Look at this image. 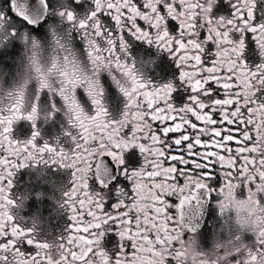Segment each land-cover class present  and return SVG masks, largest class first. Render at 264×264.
I'll list each match as a JSON object with an SVG mask.
<instances>
[{"label": "snow or ice", "instance_id": "obj_1", "mask_svg": "<svg viewBox=\"0 0 264 264\" xmlns=\"http://www.w3.org/2000/svg\"><path fill=\"white\" fill-rule=\"evenodd\" d=\"M9 2L20 20L0 10V51L13 53L14 64L22 48L37 43L32 33L47 38L48 25L53 35L61 29L67 39L79 42L89 56L95 52L107 59L109 66L112 62L124 65L131 79L130 87H125L118 78L122 73L112 68L107 74L112 86L126 98L114 111L105 103L103 82L99 98L85 88L86 99H82L79 88L75 89L82 102L78 107L90 126L85 127L78 117L74 121L73 114L68 113L67 127L62 129L65 143H60V138L53 141L41 136L39 120L34 118L37 105L31 104L36 97L43 105V120L48 121L49 108L55 117L60 116L56 106L61 104V97L67 100L63 92L49 105L48 91L40 93L31 88V112L21 113L15 104L11 111L0 108V264H125L121 249L126 251L128 245L152 257L159 255L156 264H209L212 256V264H226L215 251L194 253L188 259L186 248L195 244L198 225L189 228L174 222L161 205L165 191L182 193L192 185L191 195L180 198L183 204L200 189L223 194L233 187L234 180L238 182L236 195L247 192L249 198H258L257 203L264 202V0H39L41 9L32 13L28 0ZM136 42L142 45L134 50ZM143 45H155L168 53L170 62L177 66L171 79L153 83L131 71L128 60L134 61V53L145 51ZM209 60L210 66L202 70ZM13 62L0 65V78ZM225 68L231 77L216 75ZM167 70L165 65L163 73ZM230 79L241 90L235 95ZM44 83L41 80V87ZM189 108L198 114L189 113L190 124L182 115ZM21 116L30 122L31 131L18 139L13 128ZM145 120L161 122V127L154 129L156 135L148 133L150 141L138 135L146 127ZM170 120L176 122L164 126ZM189 125L191 132L185 130ZM165 144L166 155L161 156L159 150ZM173 145L190 154L191 160L184 155H167L174 150ZM105 152L112 163L96 160L95 179L90 185L89 161ZM45 156L47 163L69 171L63 203L70 223L67 235L54 245L36 239L32 228L11 223L9 215L13 201L7 190L12 185V170ZM161 160L174 167L163 168ZM177 162L199 170L200 176L193 179L185 174L183 185L161 183L155 188L148 183L152 192L142 195V182L155 180L156 168H162L163 173H181ZM97 186L99 191H93ZM229 236L231 254L220 249L227 261L250 264L260 260L264 264V229L251 234L235 230ZM197 255H208L209 260H197Z\"/></svg>", "mask_w": 264, "mask_h": 264}, {"label": "flooded vegetation", "instance_id": "obj_2", "mask_svg": "<svg viewBox=\"0 0 264 264\" xmlns=\"http://www.w3.org/2000/svg\"><path fill=\"white\" fill-rule=\"evenodd\" d=\"M218 2V0H217ZM230 0H225V3H229ZM9 0H0V10H4L8 13L9 17H15L9 9ZM198 12V9L195 10ZM259 14L260 9L256 10ZM226 15V13H225ZM19 22L20 18L15 17ZM142 23V22H141ZM142 42H136L133 45V49L140 47ZM77 46L79 42H77ZM145 51L134 53V63L137 69L142 73V79L148 80L153 83L164 79H171L175 74L174 63L170 62L171 57L165 50L158 48L153 45H143ZM13 53L0 51V65L6 64V62H13L14 58H11ZM234 58V57H233ZM215 59V56H213ZM209 65H202V70L210 66L211 61H207ZM14 65V62H13ZM161 65V67H160ZM165 65H167L168 70L164 72ZM223 67V65H218ZM118 73V72H116ZM206 74V73H205ZM102 82L105 85V103L108 104L110 110H115L120 103H124L126 98L122 96L121 93L111 84V80L108 79L107 74H102ZM216 75L224 77H231L232 73L225 68L223 72L217 71ZM233 88L234 95L239 93L240 88H236V81H228ZM189 91H191L189 89ZM79 95L82 99H86L81 89L78 90ZM187 96H185V100ZM162 106V105H161ZM179 107V105H177ZM189 113L192 115H198L194 109L189 108L186 113H183L185 123L190 124ZM193 122L195 117H190ZM176 120H170L164 124L167 126L169 123H175ZM198 123V122H197ZM41 136L48 140L55 141L56 138H60V143H65L64 137L62 136V129L67 127L66 121L61 116L55 117L51 121L45 122L44 120H39ZM146 127L143 133L138 134L141 137H147L148 141L151 140V136L148 135L149 132L152 135H156L154 129H159L161 127V122L159 121H144ZM179 124V121H177ZM226 127V126H225ZM187 131L191 132L190 125L186 126ZM31 125L30 122L24 120L23 117L18 118L14 122L13 133L18 139L25 138L26 135L30 134ZM123 131V129H122ZM176 135H182L179 130H174ZM171 139V135H169ZM194 139V136H193ZM42 143L43 140L41 139ZM237 145L232 144L235 148ZM168 145L165 144L163 149L159 150L161 156L166 155L165 149ZM173 151L167 153V155H184L186 159L191 160V155L184 152L182 148H176L174 145ZM183 147H186L184 145ZM0 154H3L0 152ZM145 155H149L145 153ZM18 160V158H16ZM48 157L45 156L43 160L32 163L31 161L25 163L21 168H14L12 170V185L7 190L9 198L13 201L9 205V215L12 216L11 223L20 224L23 227L32 228L33 235L36 239L41 242H48L50 245H54L61 242V238L67 235L68 225L70 223V214L67 211V207L64 205L63 201L65 197L63 195L64 191L67 190L69 186V171L66 168H62L56 164L47 163ZM151 159V157H150ZM101 160L106 164L112 163V158L104 154L95 155L92 160L89 161L90 171L88 173L87 179L89 184L95 179V161ZM163 168L174 167V165H169L171 162L159 161ZM178 168L182 169L176 173H163L162 168H156L153 175H157L155 180H148L147 183L142 182V195H147L152 192V189L147 188V184H153V187L158 188L161 183L172 184V185H183L185 181V174L187 176H192L193 179L200 176L199 170H194L191 166H184L182 163L177 162ZM148 171H152L151 168ZM195 174L193 175V173ZM145 176L148 173H144ZM107 183V181H106ZM97 185L99 182L97 181ZM218 187V184L216 185ZM192 185L188 186L182 193H177L173 191H165L163 193L164 203L161 205L172 217L174 222L178 224L187 225L190 227H196L195 232V244L194 246L198 249H209L211 247L212 239L218 234V229L216 226L219 224V216L217 215V207L215 201L221 198V193L219 190L213 193H207L203 189L197 190L195 196L188 200L187 202L180 204V198L182 195H191ZM93 191H99L97 186ZM159 191V189H157ZM39 193V195H37ZM154 194V193H153ZM135 195V193H133ZM131 199V198H130ZM114 202V201H113ZM177 205H180L177 207ZM125 211H133L135 209L125 208ZM223 235V233H219ZM67 246V245H66ZM108 247V245H105ZM30 250V248L28 249ZM122 256L121 259L124 260L125 264H129L130 261L134 259L135 256H151L149 252H141L139 247L127 246V250L121 249ZM4 255H10L9 253H4ZM141 264H147L146 261H142Z\"/></svg>", "mask_w": 264, "mask_h": 264}, {"label": "clouds", "instance_id": "obj_3", "mask_svg": "<svg viewBox=\"0 0 264 264\" xmlns=\"http://www.w3.org/2000/svg\"><path fill=\"white\" fill-rule=\"evenodd\" d=\"M56 14L59 18V11ZM64 20L66 22V17ZM52 23L49 21V24ZM45 31L47 32V38L37 36L35 33L31 34L36 37L37 43L35 46L30 42L26 50L22 48L18 53L16 63L9 72H6L0 78V108L11 111L12 105L15 104L18 105L17 111L21 113L31 112L32 109L29 106L31 88H36L40 93L48 91L49 105L55 102L56 97H61V92H63V96H66L67 100L61 97V104L56 106V111L61 113L65 121L69 119L67 114L72 113L74 121L78 117L85 127H89V121L85 118L84 113L80 111L82 102L79 100L78 95H75V89L79 88L84 91L87 88L93 96L99 98L102 86L101 74H109L111 69L115 68L116 72L122 73L118 78L125 87H130L131 77L128 71H125L124 65L118 66L115 62H112L109 66V61L103 57H98L95 52L89 56L83 47L77 46L75 40L67 39V35L61 29H56V35H53V28L46 25ZM128 63L132 64L131 71H135L137 76L142 79V73L137 69L134 61L129 59ZM25 80H27V83H25ZM41 80L45 82L43 87H41ZM49 89L51 90L49 91ZM53 92L56 93L55 97L52 95ZM31 104L37 105L34 118L43 120V105L38 103L36 97H32ZM53 119H55V111L49 108L48 121ZM232 183L233 187L226 188L221 198L215 201L219 224L216 226L218 234L213 237L211 247L209 249H198L193 245L191 249L186 248L188 259H192L194 253L204 251L211 254L215 251L219 252L222 259H225L226 264H235L233 261H227L224 252L220 251V249H225L229 254L233 251L232 246L228 244L231 239L229 232L240 230L251 234L254 232L259 233L261 229H264V202L257 203L258 198L254 195L249 198L247 192L244 196L236 195L238 182L234 180ZM255 191L254 188L253 192ZM262 194H264V191H262ZM219 233H223V235ZM217 245H219V248L216 247ZM133 255L134 259L129 264H141L142 261H151L152 264H156L160 259L159 255L155 257ZM196 259L207 261L209 256L201 257L197 255ZM214 260L215 256H212V261ZM212 261H209V264H212ZM250 264H262V261H252Z\"/></svg>", "mask_w": 264, "mask_h": 264}, {"label": "water", "instance_id": "obj_4", "mask_svg": "<svg viewBox=\"0 0 264 264\" xmlns=\"http://www.w3.org/2000/svg\"><path fill=\"white\" fill-rule=\"evenodd\" d=\"M8 5H9L10 12H11L15 17H17L16 14H15V13L12 11V9H11L10 2L8 3ZM28 8H29L30 13L35 12V11H37V10H40V9H41V6H40V2H39V0H28ZM18 18H19V17H18ZM200 225H201V221H200V224H199L198 227H200Z\"/></svg>", "mask_w": 264, "mask_h": 264}]
</instances>
